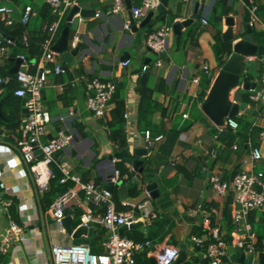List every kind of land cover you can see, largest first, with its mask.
Segmentation results:
<instances>
[{
	"label": "crops",
	"instance_id": "1",
	"mask_svg": "<svg viewBox=\"0 0 264 264\" xmlns=\"http://www.w3.org/2000/svg\"><path fill=\"white\" fill-rule=\"evenodd\" d=\"M73 1L82 8L93 9L95 14L98 11L105 12L112 4L111 0ZM258 1L263 8L260 15L252 10V16L256 17L255 33L264 32V0ZM34 2L41 3L39 0ZM216 2L169 0L164 19L159 18L161 13L157 11L153 16L155 25H147L137 31L133 30L132 24L130 29L125 27L128 21L131 22L129 10L116 16L98 17L94 14L82 22L76 20L71 24L68 39L69 52L75 53L65 57L56 52L67 73L49 75L44 89L45 104L52 117L47 138L60 129L74 135L73 144L65 152L56 154L57 164L67 162L73 175L102 188L116 169L141 176L139 186L123 182L128 185L126 199L121 196V185L118 183L114 184L115 190L111 192L115 207L120 212L133 211L140 215L138 204L149 200L152 209L158 213V217L150 223L143 220L146 224L139 229L130 228L121 233L118 228L123 236L142 245L136 252L137 264H149L150 257L155 256L162 247L172 244L180 248V243L186 245L189 259L177 264H208L205 247L199 246L200 249H197L198 245L194 246L191 236L202 235L212 223L220 225L225 238L228 233L233 235L234 243L238 239H248L246 232L236 230L234 219L232 222L229 220L231 206L233 218L234 192L230 190L225 196H217L210 186L209 178L218 175L229 180L243 170L264 171V158L255 160L252 157L255 147L264 153V104L252 101L250 96L249 100L244 99L245 93L250 90L241 86L230 92L231 101L245 104L239 109L237 116L241 120L237 121L239 128L248 130V134H245L248 148L238 140L232 149L226 151L219 137L222 131L229 128L220 130L202 110V102L218 71L232 53V42L222 38V33L228 29L225 23L226 10L230 9L229 15L235 17L236 33L242 23L244 3L242 0H229L226 7L217 6L216 15L222 20L221 38L224 47V63L221 66L215 53V34L218 29L211 21ZM12 4L15 18H20L23 5L14 0ZM197 4V16L187 27L182 28L180 35L173 31L167 52L164 57L161 56L163 63L161 66L156 65L160 56L146 46L147 35L163 23L173 25L176 20L191 17ZM71 8L66 11L56 41L67 24ZM204 18L209 21L207 25L202 21ZM142 20H135L137 27ZM190 30L194 31L192 36H188ZM77 33L80 41L72 46L71 41ZM262 37H259L261 41ZM125 52L129 53L126 59L129 64L122 66ZM0 54L5 56L9 52L1 47ZM145 65L148 69L143 72ZM205 65L210 67L211 75L204 70ZM246 66L244 80L255 86L260 85L264 57L247 58ZM143 74L147 75V79L141 82ZM95 76L116 81L119 86V93L125 100L124 114H129L128 118L124 115L128 142L125 149L141 161L142 171H136L124 160L111 159L116 151L122 150L110 138V130L105 124L111 114L105 119L98 118L87 108L86 103V79ZM197 76L200 80L194 82ZM208 81H211L210 85ZM141 87L149 97L146 123L140 122ZM114 106L112 102L111 109ZM70 107L74 109L73 115L69 113ZM2 112L5 118H0V247L10 220L23 228L25 238L13 242L6 251L0 249V264H50L47 247L49 245L52 248L55 244H86L94 252H103V240L107 234L104 226L94 229V237L84 235L73 239L66 234L61 221L53 219L50 205L43 201L45 190L38 189L18 147L20 121L17 134H13L3 124L6 119L3 105ZM147 130L154 138L161 137L153 147L145 140L144 133ZM143 147L150 151L147 155L138 156L136 149ZM213 150L216 156H213ZM2 182L8 191L1 187ZM150 183H155L152 189L157 193L155 197L147 190ZM72 186H75L74 182ZM133 186L138 188L139 193L132 192ZM79 196L81 202H75L71 209L75 218L84 213L87 205L83 202V191L79 192ZM5 200L11 201V205L4 206ZM44 206H47L45 210ZM213 208L217 209V213L210 216ZM97 212L103 213L104 208H97ZM248 221L255 246L261 247L264 240V212L252 211ZM228 257L225 264L229 262Z\"/></svg>",
	"mask_w": 264,
	"mask_h": 264
},
{
	"label": "built area",
	"instance_id": "2",
	"mask_svg": "<svg viewBox=\"0 0 264 264\" xmlns=\"http://www.w3.org/2000/svg\"><path fill=\"white\" fill-rule=\"evenodd\" d=\"M37 1V0H35ZM42 4L48 5L55 19L47 26L48 36L42 43L41 56L35 60L28 59L26 53L19 54L22 63L14 75L0 76V85L2 87L10 85L14 80L18 86L14 90V95L24 100V113L20 119L18 147L30 171L34 181L41 191L46 190L49 186L50 179L55 177L53 165L63 173L61 182L71 180L75 186L69 187L64 193L60 194L50 205V213L54 220L61 221L71 210L75 202L80 201L79 192L83 191V202L87 205L84 207V213L79 217L81 223L95 221L104 226L107 234L103 240V252H94L86 244H55L51 248L54 264H137L136 252L141 249L142 245L131 238L123 236L118 232V228L125 224L144 220L148 223L158 217L157 211L153 210L149 200L142 201L138 204L140 215L131 212H120L116 209L112 198V193L93 182L82 181L77 175H73L67 162L57 164L56 154L65 152L74 142L72 132L60 129L47 138L49 131L48 126L52 122V117L47 109L44 99V89L48 82L49 75H62L67 73V68L58 60L57 53L53 50L59 29L64 20L66 11L75 5L73 0H39ZM112 4L105 12L98 11L96 16L112 15L116 16L127 10L134 20L144 19L149 12H157L162 0H130L131 7L128 9L126 0H111ZM13 0H0V16L7 24H12L16 18ZM253 7V11H255ZM37 10L33 4L27 3L22 9L20 20L23 24H29L36 17ZM84 21V17L79 13L73 16L71 24L75 21ZM204 24H208V19L204 18ZM256 17L252 16L254 25ZM127 29L131 28V22L125 24ZM174 29L171 23H163L156 30L150 32L146 37V46L160 56L156 65L161 66L163 63L162 54L167 52L169 46V37ZM27 33L23 36V41L28 45ZM80 41L78 33L73 37L71 44L76 46ZM11 39H4L2 48L8 51V46L12 45ZM129 60L121 62L122 66H127ZM145 65L143 72L147 71ZM204 70L211 75L208 65ZM200 77L193 79L199 82ZM87 83V108L98 118H107L111 114V105L117 92V82L113 80H102L95 76L86 79ZM3 88L0 89V91ZM250 99L254 102L264 104V66L260 77V85L250 89ZM69 113L74 114L73 107L69 108ZM126 118L128 113L124 114ZM187 116V115H185ZM220 130L226 128L237 129L239 123L236 117H226L223 126H217ZM145 140L150 147H153L161 137L154 138L149 130L144 133ZM42 154V157H40ZM216 156V151H212ZM252 157L255 160L264 158V153L260 148H253ZM110 181L117 184L120 181L137 184L141 182V176L138 173H123L116 169ZM210 186L217 196H225L230 190L234 192L233 198V219L238 232L247 233L248 239H238L235 244L243 247L247 252L264 251V240L261 247L255 246L253 235H251V225L248 221L249 214L254 210L264 212V171H247L243 170L234 175L229 180H224L218 175H212L209 178ZM1 187L8 191L5 183ZM81 202V201H80ZM4 206L11 205V201H3ZM103 207L104 212L98 213L97 208ZM217 213L213 208L210 216ZM207 220L209 218L207 217ZM25 238L24 230L14 220L9 221L8 228L2 239L0 249L6 251L13 242L21 241ZM191 240L198 246L205 247L208 257V264H225L228 256L227 241L222 233L218 223L209 224L202 235H192ZM180 248L177 245H165L156 252L155 258L157 264H172L179 256Z\"/></svg>",
	"mask_w": 264,
	"mask_h": 264
},
{
	"label": "water",
	"instance_id": "3",
	"mask_svg": "<svg viewBox=\"0 0 264 264\" xmlns=\"http://www.w3.org/2000/svg\"><path fill=\"white\" fill-rule=\"evenodd\" d=\"M242 1L244 3V15L242 18V23L240 24V28L236 33H234V26L236 25L235 17L229 15L230 9L226 10L227 16L225 19V23L228 25V29L222 33V38L226 42H232V53L218 71L206 98L202 102V110L216 126H223L225 124L226 117H236L238 115L240 107L245 106V104L237 103L236 101L233 102L229 99L230 92L233 89L239 86L246 90H250L256 87L253 83L244 80V74L247 71V58L264 57V42L261 41V39L256 35L254 31V25L252 24L253 3L251 0ZM126 3L128 9H130V0H126ZM168 4L169 0H162V3L158 8V12L163 13L166 10ZM198 7L199 5L197 4L195 13L191 17L184 20H176L173 22V29L176 35H180L182 28L187 27L197 16L196 14L198 12ZM77 13H79L80 16L86 18L94 15L95 11L93 9L82 8L79 5H75L71 8L70 12L67 15V24L63 28L59 38L53 45V50L59 54H63L65 57L67 55L75 53L69 52L68 39L71 29V20ZM154 14L155 12H149L147 16L142 20V22L138 25V27L136 26L135 20L131 17L133 30L137 31L138 29H141L147 25H155L156 21L153 20ZM236 39H238V41L235 42ZM78 47L79 46H77L76 48L78 49ZM128 56L129 53L125 52L122 56L123 60H126ZM161 56L164 57L165 54H162ZM21 63L22 59L20 57H16L14 59V65L9 72L12 74H16ZM146 79L147 75L143 74L141 77V82L145 81ZM0 118H5L2 112L1 104ZM229 129L232 130V128ZM149 151V149L144 147L137 148L136 154L138 156H143L147 155ZM40 157H42V154H40ZM113 158L124 160L128 164L132 165L136 171H142L141 161L138 158L133 157L128 149L116 151L111 156V159ZM28 169L30 171L29 165ZM31 177L34 180L32 173ZM118 185H121L119 189L121 196H123V199H126L128 197V185L123 183V181H120ZM154 187L155 183H150L147 186V190L150 191V195L152 197H155L157 194L156 192L152 191ZM103 188L113 193L115 190V185L111 181H109ZM71 213V210L68 211L66 216L61 220V224L65 228L66 234L73 239H79L84 235L88 237H94V229L96 227H100L101 224L95 221H90L86 224L81 223L80 218H75ZM229 220L231 222L233 221L232 206L230 207ZM145 224L146 223L144 221L138 220L136 222L121 226L119 230L121 233H123L130 228L139 229L141 227H144ZM226 240L227 252L229 256V262H227L226 264H264L263 250H260L257 253L247 252L243 247L233 242L234 237L230 233L226 235ZM179 246L180 254L172 264H177L189 259L188 253L186 251V245L184 243H180ZM194 246H196V244H194ZM47 248L50 264H54L51 247L48 245ZM196 248L200 249L199 246H196ZM149 264H157L155 256L150 257Z\"/></svg>",
	"mask_w": 264,
	"mask_h": 264
},
{
	"label": "trees",
	"instance_id": "4",
	"mask_svg": "<svg viewBox=\"0 0 264 264\" xmlns=\"http://www.w3.org/2000/svg\"><path fill=\"white\" fill-rule=\"evenodd\" d=\"M19 5L22 4L23 8L26 3L33 4L34 8L37 10V15L34 19L30 21L29 24H23L20 18H16V20L12 24H7L5 21L1 19L0 16V49L3 46L4 39L8 38L13 41L12 45H9L8 55L2 56L0 54V76L10 75L14 77L15 74L10 73V69L14 65V59L18 57L19 54L26 53L28 59L37 60L42 53V43L48 36L47 26L53 22L55 19V15L52 13L51 8L42 3H36L34 0H14ZM229 0H217L216 7L213 10V14L211 17L212 23L217 27L218 31L215 34V39L217 40V44L215 45V53L220 62V65L224 63V47L223 40L221 38L222 28H221V18L216 15L217 6L221 5L222 7H226L228 5ZM24 2V3H23ZM253 7H255V12L257 15H260L263 6L259 3L258 0H254ZM22 8V9H23ZM165 12L159 15V18H165ZM27 33L28 36V45H26L23 41L24 34ZM194 34L193 30L188 32V36H192ZM256 34L259 37L264 35V32L256 31ZM181 41V40H180ZM262 41L264 42V38L262 37ZM211 81H208V85H210ZM17 81H13L10 85L2 87L0 85V89L2 90V95L0 96V102L3 105L4 113L6 115V119H4L3 124L6 126L8 130L13 134H17V128L19 126L20 116L22 112L25 110L24 108V100L18 98L14 95V90L17 88ZM141 102H140V122H147V114H146V105L149 97L145 95L144 88L141 87ZM250 93V92H249ZM249 93L246 92L244 95V99L249 100ZM113 102L115 104L114 108L111 110V117L105 121L106 126L110 130V138L113 142H115L118 146V149H125L128 147L127 137L125 133V100L119 93V86L117 87V92L113 98ZM237 120H241L238 116H236ZM189 127V126H188ZM187 128V127H186ZM216 132V130L214 129ZM252 133V132H251ZM248 134V130L237 128V129H226L221 132L220 140L225 146L226 151L232 149L234 144L241 140L243 144H245V148H248V144L246 141V136ZM246 142V143H245ZM53 170L55 173V177L50 179L48 188L43 192V201L47 202L48 206L57 198L60 194L64 193L69 187L73 185V181L67 180L62 183L61 179L63 177V173L61 170L53 165ZM125 171V170H124ZM237 174V173H235ZM132 192L137 194L139 190L136 186L132 187ZM44 210L47 206L43 207ZM80 217V216H79ZM77 216V219H79Z\"/></svg>",
	"mask_w": 264,
	"mask_h": 264
}]
</instances>
